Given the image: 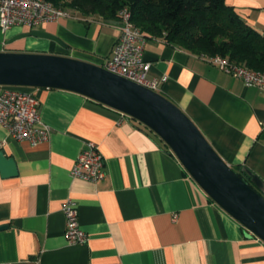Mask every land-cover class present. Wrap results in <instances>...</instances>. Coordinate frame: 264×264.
Masks as SVG:
<instances>
[{
  "label": "crops",
  "instance_id": "crops-1",
  "mask_svg": "<svg viewBox=\"0 0 264 264\" xmlns=\"http://www.w3.org/2000/svg\"><path fill=\"white\" fill-rule=\"evenodd\" d=\"M264 32V0H226ZM32 29L58 36L67 47L27 36L14 26L0 51L70 56L102 65L119 34L118 21L83 16ZM13 39V40H12ZM163 37L147 36L149 76L166 79L160 93L197 126L230 167H246L264 182V91L245 86L205 59ZM50 127L47 141L29 145L0 125V150L17 173L0 174V264H264V242L211 201L148 127L81 94L30 87ZM87 140L105 161L95 183L70 168ZM77 205L84 243L64 236L61 203Z\"/></svg>",
  "mask_w": 264,
  "mask_h": 264
},
{
  "label": "water",
  "instance_id": "water-1",
  "mask_svg": "<svg viewBox=\"0 0 264 264\" xmlns=\"http://www.w3.org/2000/svg\"><path fill=\"white\" fill-rule=\"evenodd\" d=\"M27 36L49 39L67 47L55 34L39 29L19 33L14 39ZM0 85L75 92L142 123L168 146L214 203L264 242V182L244 166L240 171L232 169L192 120L160 92L101 65L40 52L0 51ZM242 172L249 177V182ZM16 173L14 160L0 150L1 176ZM5 228L7 224L0 225V230Z\"/></svg>",
  "mask_w": 264,
  "mask_h": 264
},
{
  "label": "built area",
  "instance_id": "built-area-1",
  "mask_svg": "<svg viewBox=\"0 0 264 264\" xmlns=\"http://www.w3.org/2000/svg\"><path fill=\"white\" fill-rule=\"evenodd\" d=\"M75 15V14H74ZM75 16L61 6L46 0H0V29L5 33L11 27L32 29L44 22ZM120 34L113 44L111 54L102 62L106 70L120 75L153 91H160L166 76L150 77V63L143 57L147 37L131 19L127 6L117 11ZM201 58L223 72L240 79L245 86L264 91V71L236 63L228 57L201 54ZM39 99L30 87L0 85V125L16 140L26 141L31 146L47 141L50 127L39 114ZM70 175L73 178L95 183L105 177V161L98 145L87 140L74 160ZM64 215V236L70 244L84 243L88 235L80 228L76 202L66 198L61 203Z\"/></svg>",
  "mask_w": 264,
  "mask_h": 264
},
{
  "label": "trees",
  "instance_id": "trees-1",
  "mask_svg": "<svg viewBox=\"0 0 264 264\" xmlns=\"http://www.w3.org/2000/svg\"><path fill=\"white\" fill-rule=\"evenodd\" d=\"M46 1L83 15L95 14L107 21H118L117 11L127 6L133 23L146 37H163L166 42L192 53L220 54L264 71V32L252 27L226 0ZM240 168L232 167L235 171ZM242 175L249 182V177L243 172Z\"/></svg>",
  "mask_w": 264,
  "mask_h": 264
},
{
  "label": "rangeland",
  "instance_id": "rangeland-1",
  "mask_svg": "<svg viewBox=\"0 0 264 264\" xmlns=\"http://www.w3.org/2000/svg\"><path fill=\"white\" fill-rule=\"evenodd\" d=\"M58 6L63 7V8L66 9L67 11L71 12L73 16H75L76 18H79V19H82L83 16L100 17V16L95 15V14L83 15V14H81L79 11L74 10V9H72V8H70V7H66V6H63V5H58ZM74 14H75V15H74ZM73 18H74V17H73ZM25 28H27V27H25ZM27 29H28V28H27ZM202 54H203V53H202ZM204 54H205V53H204ZM219 55H220V54H219Z\"/></svg>",
  "mask_w": 264,
  "mask_h": 264
}]
</instances>
